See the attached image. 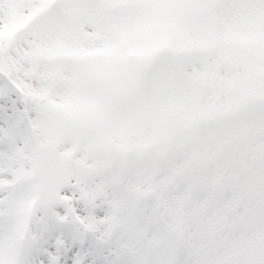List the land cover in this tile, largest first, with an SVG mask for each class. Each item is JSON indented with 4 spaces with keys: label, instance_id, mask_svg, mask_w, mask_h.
Instances as JSON below:
<instances>
[{
    "label": "snow or ice",
    "instance_id": "snow-or-ice-1",
    "mask_svg": "<svg viewBox=\"0 0 264 264\" xmlns=\"http://www.w3.org/2000/svg\"><path fill=\"white\" fill-rule=\"evenodd\" d=\"M0 264H264V0H0Z\"/></svg>",
    "mask_w": 264,
    "mask_h": 264
}]
</instances>
